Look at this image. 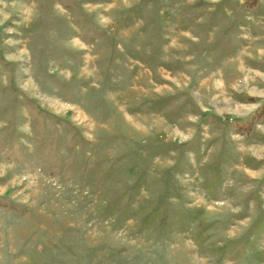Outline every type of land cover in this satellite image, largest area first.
<instances>
[{
    "label": "rangeland",
    "instance_id": "obj_1",
    "mask_svg": "<svg viewBox=\"0 0 264 264\" xmlns=\"http://www.w3.org/2000/svg\"><path fill=\"white\" fill-rule=\"evenodd\" d=\"M0 0V264H264V0Z\"/></svg>",
    "mask_w": 264,
    "mask_h": 264
},
{
    "label": "trees",
    "instance_id": "obj_2",
    "mask_svg": "<svg viewBox=\"0 0 264 264\" xmlns=\"http://www.w3.org/2000/svg\"><path fill=\"white\" fill-rule=\"evenodd\" d=\"M256 2H257V0H252V3H253L252 5H254Z\"/></svg>",
    "mask_w": 264,
    "mask_h": 264
}]
</instances>
